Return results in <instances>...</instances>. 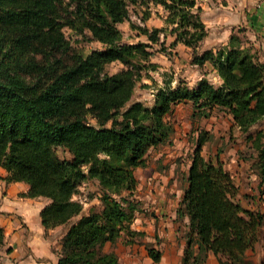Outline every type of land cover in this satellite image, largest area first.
Wrapping results in <instances>:
<instances>
[{"label": "trees", "instance_id": "trees-1", "mask_svg": "<svg viewBox=\"0 0 264 264\" xmlns=\"http://www.w3.org/2000/svg\"><path fill=\"white\" fill-rule=\"evenodd\" d=\"M144 3L142 24H130L147 40L126 42L118 25ZM150 3L163 8L161 28L145 24ZM202 10L197 0H0V166L6 182L28 183L25 195L48 198L40 210L45 229L66 225L56 264H119L106 243L133 244L144 234L131 227L139 209L129 197L134 169L145 165L151 148L171 142L175 128L166 115L179 103H191L192 119L215 108L230 115L254 150L264 183V127L251 130L264 118V62L245 34L199 51L208 33ZM65 27L102 46L76 50ZM167 35L169 46L191 48V63L210 62L221 83L202 76L190 86L179 78L158 86L151 104L134 99L137 81L153 78L148 70L158 68L153 45L165 51ZM113 61L123 67L109 72ZM211 136L198 130L176 208L178 219H187L179 264H204L210 253L218 264H254L247 253L264 240V208L244 205L219 157L202 155ZM88 182L98 186L100 207L83 212L75 196ZM147 248L158 262L161 251Z\"/></svg>", "mask_w": 264, "mask_h": 264}, {"label": "rangeland", "instance_id": "rangeland-1", "mask_svg": "<svg viewBox=\"0 0 264 264\" xmlns=\"http://www.w3.org/2000/svg\"><path fill=\"white\" fill-rule=\"evenodd\" d=\"M198 1L204 8V18L208 19L205 22L208 26V36L200 43L199 51L221 42L227 37L231 27L239 26L243 29V34L252 38L250 41L256 44L254 46L259 51V55L264 56V24L256 21L253 31V27L244 22L247 21V14L261 13V10H258H264V0H252L253 3H248V0ZM148 6L150 16L146 21L147 26L152 29L164 26L162 7L153 3ZM146 7V3L138 4L137 11H134L135 8L131 10L129 20L119 24L124 34V41H146V36L137 33V30L130 24L133 21L138 22V15L140 16ZM215 17L217 21L211 20ZM63 30L73 48L78 51L86 53L92 48L102 46L100 42L89 40L73 29L65 27ZM162 39L165 41L166 50L158 51L156 49L159 45L154 44L155 53L151 57L152 61L158 63V68L148 70L153 78L143 76L137 81L134 99L151 104L158 86L169 81L173 85L178 78H184L192 84L200 78V75H206L217 84L208 65L198 67L191 64V48L182 44L169 46L173 39L172 35L162 36ZM121 67L123 64L119 61L107 64L109 72H115ZM191 112V103L185 102L177 104L166 115L175 128L171 142L151 148L147 153L145 165L136 170L137 187L129 197L138 203L139 209L135 212L131 226L136 230H142L144 234H138L137 242L133 244H126L121 238L116 243L105 246V250L115 251L119 264H179L185 247L184 232L187 219H178L175 210L183 195L186 171L191 162L192 150L199 129L208 130L212 135L203 144L202 155L214 161L219 157L224 167L233 176L235 183L239 185L240 198L244 205L264 208V183L259 184L257 168L253 165L254 150L247 144L244 133L232 126L230 115L223 110L215 108L211 116L198 119H192ZM260 125L264 126V121L251 130L255 131ZM219 148L222 150L218 154ZM154 172V176L148 179ZM171 173H173L171 178L162 179L161 174L168 176ZM99 194L96 183L88 182L79 186V192L75 198L83 202V212H86L91 206L100 207ZM61 231L62 227L58 228L50 240L49 252L51 251L55 257L60 248ZM147 246L161 251L158 262L151 259ZM247 255L254 264H264V240L258 242L253 250L248 251ZM204 264H218L216 256L210 253Z\"/></svg>", "mask_w": 264, "mask_h": 264}, {"label": "crops", "instance_id": "crops-1", "mask_svg": "<svg viewBox=\"0 0 264 264\" xmlns=\"http://www.w3.org/2000/svg\"><path fill=\"white\" fill-rule=\"evenodd\" d=\"M248 3H253V1L248 0ZM197 4L201 5V2H199L197 0ZM202 8H203V6H202ZM250 9H251V7H250ZM241 10H243V9H241ZM260 10H261V13L257 12L256 14H253V13L247 14V16H246L247 21H244V22L249 23L250 26L253 27L252 28L253 31L255 29V25H256L255 22L256 21L260 22V24H262V23L264 24V22H263L264 21V10L259 9L258 11H260ZM201 15H202V20L205 24V22L208 19L206 20L204 18V11L203 10H202ZM163 18H164V13H163ZM147 19H146V21H147ZM211 20L217 21V18L215 17L214 19H211ZM146 21H145V24H146ZM163 21H164V19H163ZM146 26H147V24H146ZM147 27L149 28V26H147ZM205 27H206L207 32H208V28H207L208 26H206V24H205ZM156 28H158V27H156ZM159 28H161V27H159ZM238 28H240V27L239 26L231 27V29L229 30V33L225 39H223L221 42L216 43V45H211L210 47H206V48H213V50H216L218 47L226 45V43L228 42V39L232 33H237V34L241 35V33L243 31H238ZM149 29H152V28H149ZM207 36H208V33H207L206 37ZM246 37L249 40L252 39L247 35H246ZM205 38H204V40H205ZM251 43L253 45H256L254 42H251ZM178 44H182L185 47L190 49V47L186 46L185 44H183L181 42H178L176 44V46ZM206 48H203V49H206ZM258 53H259V51H258ZM260 60L264 62V56L263 55L260 56ZM191 64L198 66L197 64H194V63H191ZM205 65H208L210 67L209 69L212 72L213 77L217 81V84L221 83V78L216 73V70L214 69L213 65L208 61L204 64V66ZM198 67H200V66H198ZM202 76H206V75H202ZM202 76L200 75V78ZM181 79L186 81V79H184V78H181ZM177 80H176V82H177ZM198 80L192 84H190L187 81L186 82L190 86H194L197 84ZM262 121H264V118ZM259 127L261 128L264 126L260 125ZM146 159H147V157H146ZM139 167H142V166H137L134 169V175H135L136 179H137L136 170ZM188 167H189V165H188ZM173 173H174V171H173ZM173 173L169 174L168 176L161 174L162 175L161 177H162V179H167V177L169 179L173 176ZM6 174H7L6 170L2 166H0V225L4 229V245L0 249V264H56L57 256L55 257V256H53L51 251L49 252V250L51 249L50 248L51 236L54 233H56L55 231L58 228L62 227L61 234L59 235L60 236V242H61V238L63 236L65 229H66V225H58V226H55V227H52L49 229H45L43 227V225L41 224L40 210L48 202V198H46L44 196L29 197V196L25 195L29 189L28 183H26L25 181L6 182L3 179V176H5ZM154 174H155V172L150 174V177H148V179L151 178V176H154ZM159 174H160V172H159ZM138 178H139V176H138ZM137 182H138V179H137ZM136 187H137V185H136ZM175 212H176V210H175ZM60 242H59V246H60ZM38 244H40V245H38ZM108 244H110V243H106V245H108ZM38 257H40V259H38Z\"/></svg>", "mask_w": 264, "mask_h": 264}, {"label": "built area", "instance_id": "built-area-1", "mask_svg": "<svg viewBox=\"0 0 264 264\" xmlns=\"http://www.w3.org/2000/svg\"><path fill=\"white\" fill-rule=\"evenodd\" d=\"M137 21H138V23L142 24L141 21H140V19H139V17L137 18Z\"/></svg>", "mask_w": 264, "mask_h": 264}]
</instances>
